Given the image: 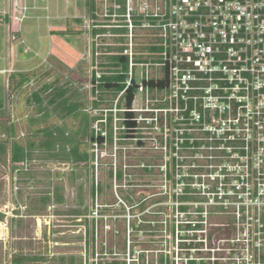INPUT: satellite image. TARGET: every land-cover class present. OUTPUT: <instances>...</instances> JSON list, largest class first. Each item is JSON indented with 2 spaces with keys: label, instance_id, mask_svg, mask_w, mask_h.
Listing matches in <instances>:
<instances>
[{
  "label": "built area",
  "instance_id": "obj_1",
  "mask_svg": "<svg viewBox=\"0 0 264 264\" xmlns=\"http://www.w3.org/2000/svg\"><path fill=\"white\" fill-rule=\"evenodd\" d=\"M91 2L95 9L83 22L82 89L90 97L84 110L98 118L88 140L94 148L130 141L148 150L137 165H120V181L112 167V187L120 188L136 171L129 168L138 167L156 179L144 185L156 188L158 198L118 202L126 211L120 215L124 228H108L111 236L103 237L96 225L111 216L102 213L108 204L91 205L87 263L264 264V0ZM28 9L14 3L4 12L12 43L24 42L18 32ZM103 27L122 29L116 45L127 69L111 105L95 107L102 76L114 73L102 65L103 55L112 54L109 44L94 33ZM129 89L130 103L119 106ZM5 99L9 108L8 93ZM34 160L30 152L18 165L28 171ZM53 188L48 209L60 204ZM50 216L35 218L48 223ZM119 235L122 243L111 250L108 238Z\"/></svg>",
  "mask_w": 264,
  "mask_h": 264
},
{
  "label": "rangeland",
  "instance_id": "obj_2",
  "mask_svg": "<svg viewBox=\"0 0 264 264\" xmlns=\"http://www.w3.org/2000/svg\"><path fill=\"white\" fill-rule=\"evenodd\" d=\"M23 2L29 9L26 11L27 17L20 29H25L28 36L36 37L38 40L45 42L47 47L49 41L55 42L58 40L56 36L50 39L47 31L51 33L53 29L51 25L47 24L66 23L70 25V29H74L73 26L75 27L76 24L71 17L82 15L84 10V0H23ZM46 6H49L48 11L44 9ZM40 7L43 9H40ZM5 8H0V43L2 42L0 45V69L5 67L3 56L7 58L4 43L10 40L8 34L10 28H7L9 17L8 14H4L10 9ZM45 12H49L50 16ZM49 17L50 19H48ZM68 40L69 37L65 35L63 41ZM138 41L141 42L144 39L139 38ZM46 49L43 55L40 52L37 55L33 54L34 56L29 53L32 56L31 58L28 57L24 63H17V65H24V67L28 65L27 68L29 69L26 73L28 75L27 78H31L30 82L16 86L18 77L13 81L7 72H0V99L4 103L8 93L11 102H13V105L9 104V111L13 112L14 110V113H16L14 115L11 112L8 114L0 112V143L6 145L9 141L21 143L27 141L28 143L36 137L39 128L59 125V119L55 115L44 118L42 123H40L41 121L39 123L35 121L32 123L27 122L29 118L35 119L38 116H36L37 112L34 105L29 104L30 107L27 106L28 110L25 108V101L31 96L34 88H40L44 84L57 79V73L60 74L61 81L74 80L75 83L72 89L79 94L82 107L88 108L89 106V94L82 89L85 82L75 81L69 75V68L64 69V73L58 71V65L50 58L53 55L47 52ZM82 67L81 70H83ZM135 73L137 79H139L140 69L138 67L135 68ZM65 75L66 78L64 77ZM78 94L72 93L71 95L74 99H78ZM102 105L106 106L108 103L106 102ZM6 107H8L7 102ZM25 110L28 112L25 113ZM7 116H11V119L13 116L16 124L11 132L7 130L6 121L9 120ZM60 125L67 132L72 133L79 129V119L67 117L62 120ZM22 133L25 136H22ZM7 135L11 137V140L7 138ZM88 137L82 136L81 132L76 135L80 149L89 153V160L86 162L75 163L63 159L52 160L46 158L44 152L32 151L31 157L35 158V160L28 166V171H24L20 168L18 170L13 168L11 162L7 161L6 155L0 154V219L5 218V216L9 217L8 235L3 236L0 229V264H8L10 259L13 262L12 264H14V259H23L26 256L31 259L26 260L25 264H88L87 259L91 243L89 239L92 232L91 218L89 216L91 205L95 203L108 204L102 213L111 216H107V219H101V221L97 220L96 225V235L103 237L107 234L111 236L109 231L105 232L108 228L120 230L124 228L120 215L126 211H123L118 206V202L121 200L130 202L137 201V199L143 200L152 194L153 197L158 198L154 194L156 188L144 185V183H148V180L151 179L152 182H155L154 180L156 179L140 174L141 170L138 167L129 168L130 171L133 169L136 171H134L135 173L132 176L123 180V185L120 188H118L119 186L111 189L106 187L110 181L108 170L111 166L137 165L140 161L148 158L150 154L148 150L135 148L130 141L125 143L116 141L115 146L109 143L106 146L98 145L94 148L90 145ZM96 182L102 186L101 193L96 194L93 191L95 190ZM57 185L62 188L64 201L60 204L54 203L55 206L50 209L41 210L39 213L52 214L53 216L46 217L47 224L43 221L41 222V220L39 223L35 217L29 215L32 212L28 209L31 208L32 203L36 206L40 204V198H38L40 193L47 192L50 188ZM80 185L82 188L79 190ZM25 191L31 192L33 195L27 201L28 208L23 210L20 205H22ZM153 197L147 200L153 201ZM32 199L33 202L31 203ZM12 207H16V209L11 210ZM22 214H26V216L28 214V216L24 218L15 216ZM115 214L119 216L114 218ZM37 223L38 226L40 225L39 227ZM102 223H104V227ZM105 225H107V228ZM93 227H95L94 224ZM38 233H42L43 238H39ZM97 241L99 244V239ZM121 243L122 238L120 235L112 240L108 238L107 241L111 250H118L119 246L117 244L120 245ZM34 257L37 259H32ZM118 257L122 256L118 255ZM118 261L120 262L121 260L119 259Z\"/></svg>",
  "mask_w": 264,
  "mask_h": 264
},
{
  "label": "trees",
  "instance_id": "obj_3",
  "mask_svg": "<svg viewBox=\"0 0 264 264\" xmlns=\"http://www.w3.org/2000/svg\"><path fill=\"white\" fill-rule=\"evenodd\" d=\"M122 31V29H121ZM94 33H100V29H94ZM121 40V38L119 39ZM107 50H110L112 54L103 55L104 62L102 65L109 66L113 74L104 75L98 85L97 99L93 100V106L97 107L103 103H108L111 105L113 99L117 96L118 92L123 88V72L127 69L126 58L119 55L118 52L121 50V46L115 45L107 46ZM142 48H148L143 46ZM31 80L27 77H23L17 81L16 86H20L25 81ZM72 85L57 84V79L52 80L49 83L44 84L42 87L38 88L36 91H32L31 96L26 99L28 104H34L36 112H43L39 119H44L55 115L58 119H65L67 117L78 118L79 119V129L69 133L61 125L45 126L39 128L37 131L38 139L37 141H30L27 145H22L18 141H13L10 146V162L13 168L19 167L18 163L23 161L25 157L30 156V150L39 148L44 150L46 158L52 160L63 159L65 161H72L75 163L86 162L89 160V153L85 150H81L79 147V141L76 139V135L81 132L84 137L93 138L90 133V123L92 120L98 118L97 116L90 117L89 114L82 107L81 98L76 90L72 89ZM72 93L78 94L79 98L74 99ZM45 95V96H44ZM132 98V89H129L119 98L120 105H128ZM2 101L0 99V106ZM88 137V138H89ZM100 141V137L98 139ZM56 145L58 148L56 149ZM69 147L67 150L66 147ZM28 149V150H26ZM0 154H7V145L0 143ZM92 156V155H91ZM20 168V167H19ZM113 168L112 166L108 170L109 183L106 185L107 188H112V178H113ZM115 177L117 180H121L122 169L121 167L115 168ZM79 186V190L81 189ZM96 193L102 192V186L98 182L95 185ZM32 196H28V199ZM40 204L36 206L33 204V199L31 200L32 208L28 210L39 212L43 210L50 201L49 190L44 193H40ZM53 198L55 202H63L64 197L62 194L61 186L57 185L53 188Z\"/></svg>",
  "mask_w": 264,
  "mask_h": 264
},
{
  "label": "crops",
  "instance_id": "obj_4",
  "mask_svg": "<svg viewBox=\"0 0 264 264\" xmlns=\"http://www.w3.org/2000/svg\"><path fill=\"white\" fill-rule=\"evenodd\" d=\"M92 0H84V10L82 15H74L71 17V19H73L75 21L76 26L73 28L74 29H70V25L66 24V23H52V24H47V25H51L53 31L50 33V31H47L48 36L50 37V39H52V37L54 38L55 36L58 37V40L55 42L49 41L48 43V47L46 46L45 42L38 40L36 37L32 38L31 36H28V34L26 33L25 29H21L18 32V37H20L24 42L20 43V42H14L12 43L10 40L6 41L5 47L4 49L7 52V58L5 56H3L4 60H5V67H3L4 69H0L1 70H6L5 72H7V74H9L8 76L11 77V80L14 81L15 78H19L18 80H20L23 77H28L27 75V70L29 68L21 66V65H17V63H24L26 62L28 57H32L36 54H44L45 53V49L47 52H50L51 55H53L52 57H50L54 62H56V64L58 65L57 69L58 71H61L64 73V69L69 68V75H71V77L73 79H75V81H80V82H85L86 76H87V62L85 57L81 58V53L84 51L85 45H86V37H85V32L83 29V22L85 17L88 15L89 11L92 9H95L94 5H92L93 3L91 2ZM1 6L0 8L2 9H6L5 7L9 8L10 10L13 7L14 3H24L23 0H0ZM40 9H43L42 7H40ZM46 11L49 10V6H46L44 8ZM50 16L49 12H45ZM44 13V16H45ZM43 16V17H44ZM50 19V17L48 18ZM50 26V27H51ZM10 25L7 26V28H9ZM47 27V26H46ZM6 30V29H5ZM121 31L120 28H101L100 29V33L104 34V36L101 37V42L109 44L107 45L112 46L115 45V41H118L119 39L117 38L118 33ZM9 34V33H8ZM65 35H67L69 37L68 41H63ZM73 35V36H71ZM2 44V42L0 43V45ZM25 47H29L31 50L29 52H24V48ZM51 50V51H50ZM81 51V52H80ZM32 55H30V54ZM34 54V55H33ZM30 55V56H29ZM16 62V64L14 65V63ZM83 66V67H82ZM1 67V66H0ZM81 67L83 70H81ZM34 68V67H32ZM82 72V73H81ZM63 76V75H62ZM57 84H65V81H61V76L60 74L57 73ZM31 79V78H29ZM26 82H30V80L25 81ZM68 85H72L74 86V80H69ZM13 101V98H12ZM10 104L13 105V102H11L10 100ZM34 105V104H31ZM27 106L30 107V105L27 103V101H25V108L28 110L29 108H27ZM7 110V111H6ZM25 110V113H27L28 111ZM0 112L3 114H8L9 112H11L12 114H16L12 111H9V108L6 107V101L4 103H2V105L0 106ZM41 113L43 112H37L36 116H38L35 119H28L27 122L32 123L33 121H35L36 123H42L44 119H39V116L41 115ZM9 117V118H8ZM18 117V116H17ZM7 118L9 120L6 121L7 124V130H10V132L13 129V126L15 128V121L13 120V116L11 119V116H7ZM6 119V118H5ZM62 122L61 119H59V125ZM32 133V132H30ZM24 134V133H22ZM27 134V133H26ZM29 139V138H28ZM38 139V135H36V137L34 139H32L33 141H37ZM11 140V137L10 139ZM11 141H9L7 143V161L10 162V146H11ZM22 145H27V141H24L23 143L19 142ZM28 150V149H26ZM44 152V150H41L39 148H34L32 150H30V152ZM41 156V154H40ZM59 203V202H58ZM62 203V202H61ZM30 205V204H29ZM48 204L46 205L45 208H47ZM32 208V206H30ZM28 208V207H26ZM44 208V209H45ZM32 213H30V216L36 217L37 215H40L41 211L39 212H34L31 211ZM39 213V214H38ZM11 216V215H10ZM28 216V214H27ZM26 214H22L21 218L27 217ZM8 216H5V218L0 219V229L2 231L3 236L8 235L9 233V225H8ZM37 221V220H36ZM3 222H6V225H3ZM45 224H47L46 222H44ZM38 226V223H37ZM40 226V225H39ZM38 226V227H39ZM38 237L39 238H43L42 233H38ZM37 237V238H38ZM28 258V257H27ZM26 257H24L23 259H14V264H25L26 260H28ZM13 262L11 261V264Z\"/></svg>",
  "mask_w": 264,
  "mask_h": 264
},
{
  "label": "flooded vegetation",
  "instance_id": "obj_5",
  "mask_svg": "<svg viewBox=\"0 0 264 264\" xmlns=\"http://www.w3.org/2000/svg\"><path fill=\"white\" fill-rule=\"evenodd\" d=\"M33 195V193H28V192H24V195H23V198H22V205H20V208L21 209H26V207H27V201H28V196H32ZM14 209H16V207H12L11 208V210H14ZM15 216H19V217H22V215H15ZM28 256H26V258H27ZM28 260H30L31 258L30 257H28L27 258ZM32 259H37V258H32Z\"/></svg>",
  "mask_w": 264,
  "mask_h": 264
},
{
  "label": "bare ground",
  "instance_id": "obj_6",
  "mask_svg": "<svg viewBox=\"0 0 264 264\" xmlns=\"http://www.w3.org/2000/svg\"><path fill=\"white\" fill-rule=\"evenodd\" d=\"M37 221H39V223H40V219H38Z\"/></svg>",
  "mask_w": 264,
  "mask_h": 264
}]
</instances>
